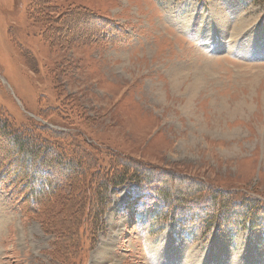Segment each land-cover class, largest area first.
Masks as SVG:
<instances>
[{
	"label": "rangeland",
	"instance_id": "374dc122",
	"mask_svg": "<svg viewBox=\"0 0 264 264\" xmlns=\"http://www.w3.org/2000/svg\"><path fill=\"white\" fill-rule=\"evenodd\" d=\"M0 125V264H264V0H0Z\"/></svg>",
	"mask_w": 264,
	"mask_h": 264
},
{
	"label": "trees",
	"instance_id": "16d2710c",
	"mask_svg": "<svg viewBox=\"0 0 264 264\" xmlns=\"http://www.w3.org/2000/svg\"><path fill=\"white\" fill-rule=\"evenodd\" d=\"M201 1L203 2V0H201ZM110 31H113V28H111ZM104 33H107V31L102 30L101 35H103ZM5 130H6V127L0 125L1 137L7 138V135L5 134ZM10 136L13 137V139L16 141V143L18 142V144H21L22 146L28 144V143L23 142V140H24L22 138L23 135H21L20 132H16V133L13 132L10 134ZM35 137H37V136H35ZM37 139H38V137H37ZM37 139L36 138L31 139V142H32L31 146H32V149H34V151L29 152V155H31V153H32V155L29 156V160H32L33 156H35V157H33V160H35V158H37L39 156L38 152H40L42 147L44 146V143L39 142ZM44 152L41 151V153H44ZM56 156H58V155H56ZM58 159H62L70 165H71V163H73L70 160L68 161L64 155L56 158L55 160L58 161ZM32 169H34V168H32ZM120 169H122V171L120 173H117V175L115 176V180H114L115 184L114 185L122 186L125 183L128 175H130L128 177V179H131L133 181L137 180V182H138L137 184L139 186L146 184V181L142 179L143 177L141 176V173L140 174L137 173L138 170L136 173L130 174V172L128 170L129 169L128 166H125V167L123 166ZM21 170H24V168H22ZM69 171H71V170L69 169ZM111 183L112 182H105L103 184V187L104 186L106 187V185H107V187L111 186ZM28 188H29V186H28ZM108 190L104 191V194L102 193L105 196L104 199H106L107 201L109 200L108 199V192H109ZM40 192H41V190H40ZM56 193H57V188H55V190L51 189L49 191L50 195H53ZM216 194L220 195L218 193H216ZM167 195H166V193H164V191H160V189L159 190L156 189L155 193L153 194V197H155V199H158L163 206V208L161 209V211L158 215L159 217L166 219V220L171 219L173 221H178L181 218L185 219L186 221H193L194 220L195 216L192 215L193 214L191 212L192 209L190 208V207H192V205H195L194 201H190V200L185 199V198H177V200H175V199L173 200V199H170ZM227 196L229 199H227ZM106 200L104 202H106ZM217 200H218V198H217ZM217 200H216V198H212L211 200L207 199V203H208L207 207L208 208L210 207L209 208L210 214H207L206 218L203 217V218H201V220L199 219L201 224L204 223L203 224L204 227L205 226L211 227L212 225L214 226V225L218 224L221 226L229 225V226L245 228L248 225V223H251V225L256 227L257 225H259V222L261 221V219H264V206H262L261 203L255 199H253V200H251L250 198L231 199L230 195H225L223 198H221V200H218V202H217ZM220 219H221V222H220ZM193 223H197V222L193 221Z\"/></svg>",
	"mask_w": 264,
	"mask_h": 264
},
{
	"label": "bare ground",
	"instance_id": "6f19581e",
	"mask_svg": "<svg viewBox=\"0 0 264 264\" xmlns=\"http://www.w3.org/2000/svg\"><path fill=\"white\" fill-rule=\"evenodd\" d=\"M194 32V31H193ZM194 82V81H193ZM199 82V81H198ZM188 90V89H187ZM190 101V100H189Z\"/></svg>",
	"mask_w": 264,
	"mask_h": 264
}]
</instances>
